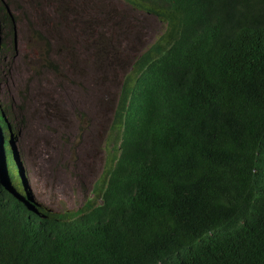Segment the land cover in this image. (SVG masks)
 <instances>
[{
  "label": "trees",
  "instance_id": "trees-1",
  "mask_svg": "<svg viewBox=\"0 0 264 264\" xmlns=\"http://www.w3.org/2000/svg\"><path fill=\"white\" fill-rule=\"evenodd\" d=\"M19 1L0 0V59L17 48ZM124 1L167 30L127 55L107 30L137 18L99 0L107 21L89 28L88 51L109 76L126 58L111 126L121 137L84 207L55 214L31 197L19 118L0 104V264H264V0ZM30 24L42 67L59 71L53 38Z\"/></svg>",
  "mask_w": 264,
  "mask_h": 264
},
{
  "label": "rangeland",
  "instance_id": "rangeland-1",
  "mask_svg": "<svg viewBox=\"0 0 264 264\" xmlns=\"http://www.w3.org/2000/svg\"><path fill=\"white\" fill-rule=\"evenodd\" d=\"M111 1L139 22L131 31L107 30L108 38H121L118 47L125 54L135 55L166 34L167 24L155 14ZM19 2L17 48L0 59V104L18 115L19 122L12 121L14 152L31 197L55 214L78 211L105 172L108 144L121 137L119 131L112 137L111 126L122 94L118 71L126 58H117L111 76L91 61L89 28H105L107 21L99 0ZM80 4L86 16L75 28L70 15ZM30 22L53 38L59 71L42 67L46 44L34 38Z\"/></svg>",
  "mask_w": 264,
  "mask_h": 264
},
{
  "label": "clouds",
  "instance_id": "clouds-1",
  "mask_svg": "<svg viewBox=\"0 0 264 264\" xmlns=\"http://www.w3.org/2000/svg\"><path fill=\"white\" fill-rule=\"evenodd\" d=\"M146 48V47H145ZM147 48H149V46L147 47ZM146 50V49H145ZM123 78V83H124V81H125V76L124 77H122ZM123 83H122V91H123ZM122 95V94H121ZM121 98V97H120ZM120 101V100H119ZM119 104V103H118ZM118 106V105H117ZM117 109V108H116ZM115 112H116V110H115ZM119 120H122V119H118L117 118V116L114 114V120H113V124L112 125H116L117 124V122L119 121ZM107 150H108V159H107V162H108V160H109V148L107 147ZM3 159V158H2ZM107 164V163H106ZM107 167V166H106ZM106 170V169H105Z\"/></svg>",
  "mask_w": 264,
  "mask_h": 264
},
{
  "label": "bare ground",
  "instance_id": "bare-ground-1",
  "mask_svg": "<svg viewBox=\"0 0 264 264\" xmlns=\"http://www.w3.org/2000/svg\"><path fill=\"white\" fill-rule=\"evenodd\" d=\"M124 150V149H123Z\"/></svg>",
  "mask_w": 264,
  "mask_h": 264
}]
</instances>
